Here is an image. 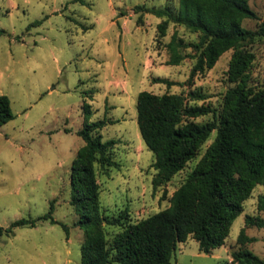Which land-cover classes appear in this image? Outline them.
<instances>
[{
	"label": "rangeland",
	"instance_id": "1",
	"mask_svg": "<svg viewBox=\"0 0 264 264\" xmlns=\"http://www.w3.org/2000/svg\"><path fill=\"white\" fill-rule=\"evenodd\" d=\"M248 2L256 17H245L241 24L255 28L264 20V0ZM137 4L176 10L178 0H0V93L9 97L14 114L0 125V226L40 216L52 200L57 220L38 219L33 226H16L13 234L3 232L0 264H80L85 236L75 224L78 213L70 202L69 174L83 144L77 133L83 100L91 104L90 120H108L98 129L101 138L115 140L109 149L115 164L94 162L104 215L127 209L129 220L136 221L167 206L174 189L213 140L215 129L182 169L153 186L154 155L137 125V93L143 89L182 93L187 103L211 108L193 117L195 121L213 119L231 84L227 71L234 48L225 49L211 67L190 78L195 48L179 47L184 57L174 64L166 44L173 35L197 42L199 32L169 21L165 34L159 35L157 23L162 17L136 9ZM241 43L255 53L249 67L252 80L264 83V36ZM191 90L204 97L192 98ZM263 193L264 182L255 183L222 245L201 251L190 234L177 243L171 263L236 264L230 252L241 245L237 235L242 227L250 237L242 245L264 258V226L244 222L246 214L264 218V208L257 204ZM123 225L103 223L106 239L111 240Z\"/></svg>",
	"mask_w": 264,
	"mask_h": 264
},
{
	"label": "trees",
	"instance_id": "2",
	"mask_svg": "<svg viewBox=\"0 0 264 264\" xmlns=\"http://www.w3.org/2000/svg\"><path fill=\"white\" fill-rule=\"evenodd\" d=\"M84 1V0H79ZM162 19L157 23L164 35L169 21L199 32L197 42L187 43L175 35L167 42L170 63H178L184 55L179 47L192 45L196 60L190 78L211 67L221 52L233 47L220 111L213 119H193L211 111L206 104L187 103L182 93H156L140 90L136 97L137 125L146 146L153 151V186L169 180L185 163L198 154L199 148L215 129L213 140L187 173L184 181L169 197V204L158 211L130 221L127 209L108 216L101 214L99 188L94 162L113 165L109 154L115 140H103L98 129L108 123L105 118L90 120L91 104L82 102L83 121L77 133L82 137L70 165V202L78 218L75 224L84 231L80 264H172L171 255L178 242L192 234L201 251L223 244L234 218L242 210L255 183L264 182V83L252 80L249 70L255 53L242 41L264 36V20L255 28L241 24L245 17H256L248 0H178L173 10L168 5L135 6ZM140 18V17H139ZM37 22V21H36ZM171 83L166 78H159ZM192 98L204 97L197 90ZM9 97L0 93V125L13 118ZM258 207L264 208V193L258 196ZM53 200L48 211L37 217H20L0 226V235L14 233L20 225H35L38 219L57 222L52 216ZM245 224L264 226V218L245 215ZM124 224L111 240H107L102 224ZM66 232L67 225L62 224ZM250 239L243 227L232 249L236 264H264V258L242 244ZM219 264H230L228 261Z\"/></svg>",
	"mask_w": 264,
	"mask_h": 264
}]
</instances>
